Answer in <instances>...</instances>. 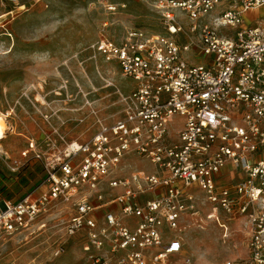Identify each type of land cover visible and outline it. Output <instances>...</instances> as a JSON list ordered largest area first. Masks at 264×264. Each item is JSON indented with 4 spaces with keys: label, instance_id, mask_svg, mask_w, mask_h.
<instances>
[{
    "label": "built area",
    "instance_id": "built-area-1",
    "mask_svg": "<svg viewBox=\"0 0 264 264\" xmlns=\"http://www.w3.org/2000/svg\"><path fill=\"white\" fill-rule=\"evenodd\" d=\"M137 1L160 30L129 26L91 45L132 81L122 116L96 115L85 140L28 143L21 154L40 160L45 178L20 198L0 196V242L63 205L82 264H166L182 252V219L204 205L223 236L226 221L247 228L248 257L222 264H264V17L244 23L264 0ZM129 155L152 168L131 167Z\"/></svg>",
    "mask_w": 264,
    "mask_h": 264
},
{
    "label": "rangeland",
    "instance_id": "rangeland-1",
    "mask_svg": "<svg viewBox=\"0 0 264 264\" xmlns=\"http://www.w3.org/2000/svg\"><path fill=\"white\" fill-rule=\"evenodd\" d=\"M103 1L125 7L109 13ZM256 13L264 17V9ZM159 24L157 14L137 0H0V117L5 128L0 137L1 196L15 200L40 185L41 161L21 154L30 141L85 140L96 129V115L108 122L122 116V99L132 81L117 65L93 55L91 45L100 34L119 40L129 26L160 30ZM189 62L200 64L202 59L194 56ZM127 158L131 167L152 168L146 160ZM190 191L203 196L197 186ZM209 211L200 205L197 214L184 216L178 232L182 252L166 264H222L248 257L246 226L226 221L223 236V226L207 217ZM67 214L59 205L33 226L5 238L0 264H82L79 239L65 234ZM219 217L224 218L222 213Z\"/></svg>",
    "mask_w": 264,
    "mask_h": 264
},
{
    "label": "crops",
    "instance_id": "crops-1",
    "mask_svg": "<svg viewBox=\"0 0 264 264\" xmlns=\"http://www.w3.org/2000/svg\"><path fill=\"white\" fill-rule=\"evenodd\" d=\"M258 9H264V8H257V9H252L249 12L246 13L245 17H244V23L245 24H255L256 20L258 17H261L260 14L256 13V11ZM233 223H237V224H242V222L240 220L238 221H234Z\"/></svg>",
    "mask_w": 264,
    "mask_h": 264
},
{
    "label": "bare ground",
    "instance_id": "bare-ground-1",
    "mask_svg": "<svg viewBox=\"0 0 264 264\" xmlns=\"http://www.w3.org/2000/svg\"><path fill=\"white\" fill-rule=\"evenodd\" d=\"M2 118L0 117V137H3L4 136V125L2 123Z\"/></svg>",
    "mask_w": 264,
    "mask_h": 264
},
{
    "label": "trees",
    "instance_id": "trees-1",
    "mask_svg": "<svg viewBox=\"0 0 264 264\" xmlns=\"http://www.w3.org/2000/svg\"><path fill=\"white\" fill-rule=\"evenodd\" d=\"M44 178H45V173H44V175H43L42 181L44 180ZM42 181H41V182H42ZM33 189H34V188H33ZM33 189L29 190L28 192L32 191ZM25 194H26V193H25ZM25 194H23V195H25ZM23 195H22V196H23ZM0 196H1V195H0ZM3 197H5V196H3ZM20 197H21V196H20ZM20 197H19V198H20ZM6 198H8V197H6ZM8 199H10V198H8Z\"/></svg>",
    "mask_w": 264,
    "mask_h": 264
}]
</instances>
